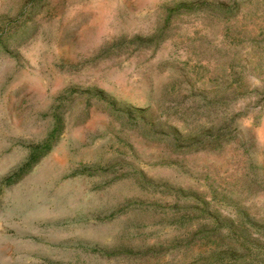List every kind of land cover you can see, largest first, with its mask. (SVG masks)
<instances>
[{
  "label": "rangeland",
  "instance_id": "1",
  "mask_svg": "<svg viewBox=\"0 0 264 264\" xmlns=\"http://www.w3.org/2000/svg\"><path fill=\"white\" fill-rule=\"evenodd\" d=\"M0 264H264V0H0Z\"/></svg>",
  "mask_w": 264,
  "mask_h": 264
},
{
  "label": "trees",
  "instance_id": "2",
  "mask_svg": "<svg viewBox=\"0 0 264 264\" xmlns=\"http://www.w3.org/2000/svg\"><path fill=\"white\" fill-rule=\"evenodd\" d=\"M208 8L213 9V11H218L220 13H226V15H229L231 13L232 8L231 7H225L222 5H216L214 7L212 6H208ZM61 119L56 118L55 121V125L54 128L50 134V141L48 144L43 145L37 156L35 155L32 159H30V161L26 164L25 168H24V173H26L42 156L45 155V153L47 152V150L50 148L51 143L60 136V132H61ZM224 134H222L220 131H216L213 134L207 135V137L204 138H200L199 139H189L187 140L188 143L183 145L181 143H179L178 139H175V141L173 142V147L174 149L180 150L184 153H191V152H197V151H201V150H205L207 148L210 149H216L219 148L221 145V142H223L224 138ZM53 140V141H52Z\"/></svg>",
  "mask_w": 264,
  "mask_h": 264
}]
</instances>
